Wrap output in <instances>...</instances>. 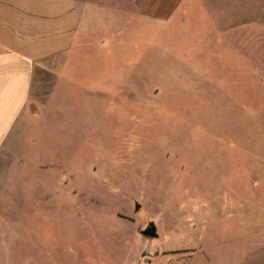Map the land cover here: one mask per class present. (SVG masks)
I'll return each instance as SVG.
<instances>
[{
  "label": "rangeland",
  "instance_id": "obj_1",
  "mask_svg": "<svg viewBox=\"0 0 264 264\" xmlns=\"http://www.w3.org/2000/svg\"><path fill=\"white\" fill-rule=\"evenodd\" d=\"M119 5L112 39L35 77L0 158V264H264V0L144 26Z\"/></svg>",
  "mask_w": 264,
  "mask_h": 264
},
{
  "label": "crops",
  "instance_id": "obj_2",
  "mask_svg": "<svg viewBox=\"0 0 264 264\" xmlns=\"http://www.w3.org/2000/svg\"><path fill=\"white\" fill-rule=\"evenodd\" d=\"M121 1L137 9L144 26L169 21L194 0H0V158L22 128L37 73L70 57L97 30L110 32L95 39H112Z\"/></svg>",
  "mask_w": 264,
  "mask_h": 264
},
{
  "label": "water",
  "instance_id": "obj_3",
  "mask_svg": "<svg viewBox=\"0 0 264 264\" xmlns=\"http://www.w3.org/2000/svg\"><path fill=\"white\" fill-rule=\"evenodd\" d=\"M140 209V206L137 207V210ZM141 235L148 237V238H152V239H157L158 238V232H157V227L155 225V223H150L149 227L145 230H142Z\"/></svg>",
  "mask_w": 264,
  "mask_h": 264
}]
</instances>
